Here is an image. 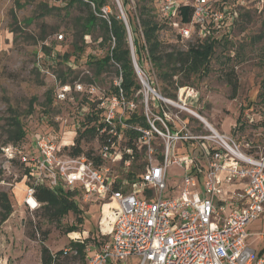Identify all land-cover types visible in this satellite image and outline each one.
Masks as SVG:
<instances>
[{
  "label": "built area",
  "instance_id": "obj_1",
  "mask_svg": "<svg viewBox=\"0 0 264 264\" xmlns=\"http://www.w3.org/2000/svg\"><path fill=\"white\" fill-rule=\"evenodd\" d=\"M116 2L121 13L118 16L128 30L119 0ZM216 3L217 0H160L158 8L161 18L174 26L181 38L193 33L204 38L210 25L220 24L228 14L227 3ZM181 4L193 9L187 23L178 17ZM57 37L62 39L63 35ZM46 57L54 58L52 54ZM140 71L139 68L138 77L145 88L143 97L142 89L130 97L126 95L120 85L121 73L112 90L89 83L85 86L79 80L61 81L51 75L53 102L72 105L75 136L77 129L85 128L93 117L104 127L98 130L97 146L90 150V156L63 151L60 135L52 130L34 137L36 154H12L11 158L16 156L27 170L24 202L30 208L38 205L35 185L77 190L84 202L115 201L108 237L82 264H120L132 255L140 257L138 264H264V254L246 242L253 234L246 229L247 224L264 213V156L249 151L254 146L251 141H240L206 121L194 132L184 120L178 121L177 128L168 125V119L153 113L152 108L163 110L160 101L166 105L172 103L171 99L153 87L152 90ZM137 109L146 117L147 127L131 126L125 121ZM60 120L68 122L67 118ZM130 127L137 131L134 145L143 152L144 160L140 177L132 182L121 174L127 173L133 159L132 148L126 144V128ZM177 142L195 145L200 160L171 157ZM169 164L184 170L183 185L175 194L163 196ZM258 237L263 238L264 232Z\"/></svg>",
  "mask_w": 264,
  "mask_h": 264
},
{
  "label": "rangeland",
  "instance_id": "obj_2",
  "mask_svg": "<svg viewBox=\"0 0 264 264\" xmlns=\"http://www.w3.org/2000/svg\"><path fill=\"white\" fill-rule=\"evenodd\" d=\"M68 1L0 0V193L6 192L12 205L11 214L0 224V264H41L43 245L54 253L70 246L71 241L78 236V231L67 232L71 224H76L72 212L56 221L47 216L48 213H45L40 203L30 208L24 202L28 178L16 156L12 157L16 161H10L14 153L17 156L36 154L34 137L46 131L52 130L59 134L62 145L73 141V108L66 102H53L54 81L51 75L57 77V70H65L70 63L69 67L74 72L68 81L79 80L85 86L93 84L112 90L119 78L114 67H105L96 72L95 67L88 62L91 56H103L107 48V44L102 45L98 24L92 28L91 33L83 36V51L75 50L74 43L80 45L77 35L79 23L87 16V9L78 4L68 5ZM151 1L157 20L163 21L158 8L160 0ZM223 1L227 7H231L232 17L228 13L220 24L210 25L206 37L199 38L201 42L205 39L214 47L207 67L199 76H192L188 85L177 87L175 97L163 96L159 89L156 90L161 96L171 99L172 103L165 105L160 101L165 114L162 109L152 108V112L160 115L158 111H161L163 118L169 121L167 124L173 128H177L179 120H184L192 132L199 127L203 128L202 121H206L240 141H251L254 146L249 151L264 156V0H217L216 5L219 6ZM112 3L121 16L116 0H109L108 5L103 7V14L113 11ZM119 3L127 24L130 18L140 35L135 0H129L125 8L122 7V0ZM128 30L130 41L129 24ZM59 34L63 35L62 39L57 37ZM196 35L193 33L189 38H181L178 30L170 25L159 36L169 45L176 44L186 49L188 44L195 41ZM43 45L49 47L47 53L42 49ZM63 53H68L69 60L64 58ZM51 54L53 59L46 57ZM143 74L144 78L154 84L160 81L149 63L145 64ZM137 79L140 81L138 75ZM173 79L178 81L179 76ZM233 82H236L235 94H232L230 85ZM141 86L143 97L145 88ZM149 95L152 96L151 93ZM135 97L140 103V94L137 93ZM15 118L20 120L26 134L13 145L11 137L15 127L12 121ZM60 118H67L68 122L63 123ZM82 141L83 148L89 151L98 142L96 136L91 135ZM7 142L11 144L5 147ZM176 144L177 150L171 157L192 156L200 160L199 149L195 145ZM62 149L67 152L65 148ZM128 169L137 170L132 164ZM184 174L179 165L169 164L167 187L163 196L175 194L181 189ZM197 185L202 193V187ZM73 198L79 206L82 205L78 194L73 195ZM84 209H87L85 205ZM88 209L84 210L83 223H77V230L83 229L92 235L104 212L95 206ZM89 226L93 230L90 231ZM246 229L253 233L246 239L247 244L256 251L263 248L261 252L264 254V237H258V233L264 232V213L259 219L247 224ZM101 232H95L96 241H100L104 235ZM81 237L86 243L84 256L88 258L91 254L89 250H94L96 244L89 245L87 250L86 245L95 240L89 236L83 238L82 234ZM85 258L81 261L79 257L66 256L60 258V263L82 264ZM139 260V256L132 255L120 264H138Z\"/></svg>",
  "mask_w": 264,
  "mask_h": 264
},
{
  "label": "trees",
  "instance_id": "obj_3",
  "mask_svg": "<svg viewBox=\"0 0 264 264\" xmlns=\"http://www.w3.org/2000/svg\"><path fill=\"white\" fill-rule=\"evenodd\" d=\"M128 1L129 0H122L123 8H125ZM108 2L109 0L68 1V5L78 4L87 9V16L81 24L79 23L80 29L77 32L80 45L74 43V48L75 50L83 51V36L91 33L92 28L98 24L101 29L102 45L107 44V48L103 56H91L92 58H89L88 62L95 67L96 72H100L105 67H114L117 74L121 73L122 80L120 85L124 89L126 95L130 97L136 91L141 89L142 86L137 79V73L133 66L126 25L118 16L117 9H115L113 3L111 4L113 11L108 13L107 17L103 16L102 8L107 6ZM135 8L139 19L141 36L137 33L138 28L133 26L130 18H128L135 61L142 72H145V64L149 63L151 69L158 76L160 80L159 83L154 84L151 81H148L150 86L155 90L159 89L160 94L163 96L175 97L177 87L188 85L190 83L189 79L192 76H199L200 73L205 70L209 59L213 54V44L206 42L205 39L203 40L204 42H201L202 40L197 37L194 42L187 45L186 49H181L176 44L169 45L159 35L162 30L166 29L168 26L170 27V24L165 19H163V21L157 20L155 13H153L155 7L152 5V1L135 0ZM192 11L193 9L191 5L181 4L178 7V17L182 23L189 22ZM228 13L229 17H231L232 10L230 8L228 9ZM140 37L142 39H140ZM42 49L46 53L49 51V47H46L45 45L42 46ZM63 54L64 58L69 60L70 57L68 53ZM57 71V77L61 81L70 80V78L73 77L74 70L69 66H66L65 70L59 68ZM176 75L179 76L178 81L173 79ZM230 85L232 86V94H235L236 82L230 83ZM30 108H32V104H30ZM158 113L162 116L161 111H158ZM238 120L239 117L237 118V122ZM125 121L131 126H148L146 117L139 110L133 112L127 119H125ZM88 123L89 125H85V128L80 127L77 129V135L74 136L71 144H60L61 149L65 148L68 153L73 155L85 153L90 156V151L84 150L82 140L88 135L96 136L98 130L104 127V124L97 121V117L89 119ZM12 124L15 127V131L11 137V143L14 145L18 140L22 139L26 133L20 120L17 118L13 119ZM84 124H86V122L82 125ZM47 129L50 130V128ZM126 133L129 136L126 144L132 148L133 154L131 164L136 167L137 170H128L127 173H120L123 174V176L125 175L126 178L132 182L140 177V173L144 168V160L143 152L137 151L134 145L133 138L137 137V131L130 127L126 128ZM11 143H5V147L9 146ZM160 147L161 144L158 145V149ZM10 161L13 163L16 161V158H11ZM20 164L22 163L20 162ZM22 167L24 168V166ZM26 173L27 170L24 168V174ZM77 194V190L64 189L61 185L54 187H48L45 185L34 186V197L38 204L40 203L42 205V209H44L45 213H48V217L58 221L68 212L75 214L76 224H71L67 229V232L77 230V223L82 222V217L80 216L81 208L73 198V195ZM0 208L1 224V222L6 220L12 212V205L6 192L0 193ZM92 239L95 240V238ZM66 249L70 250L68 251ZM84 249L85 243L76 240L71 241L70 246L67 248L59 249L54 253H51L48 248L43 245L41 248V264H61L60 258H65L66 256L79 257L82 261L83 258H85ZM73 251H76V254H74ZM261 251L257 252L261 253Z\"/></svg>",
  "mask_w": 264,
  "mask_h": 264
},
{
  "label": "crops",
  "instance_id": "obj_4",
  "mask_svg": "<svg viewBox=\"0 0 264 264\" xmlns=\"http://www.w3.org/2000/svg\"><path fill=\"white\" fill-rule=\"evenodd\" d=\"M79 196H80V201L82 203V205H80L79 207L81 208V212H80V216L82 217V222H79V224H82L83 223V220H84V210H89L88 208H90L91 206H95L96 208H99L100 211L104 212L103 216L100 217V221H99V225L98 227H96V229L94 228V230L92 228H90L89 226V229L90 231L93 230L92 232V235H89V231H85L83 229H81L80 231L79 230H75L73 232H77L78 233V236L76 237V241H79V242H83L82 240V237H81V234L83 235V238H96V233H104V235H102L100 241H93L91 243H87L86 245V249L89 245L95 243L96 244V248H99L101 243L103 242V240H105L108 235H109V231H110V228H111V224H112V221H113V209H115L116 207V203L114 200H111V199H105V200H97V199H92L90 201H87V202H84L82 199H81V193L79 191H77ZM90 202V203H89ZM88 203V204H86ZM84 205L86 206L87 209H84ZM106 206V207H105ZM111 208H112V211H111ZM101 226V228H100ZM96 232V233H95ZM86 244V243H85ZM93 250L89 251L90 253L92 252Z\"/></svg>",
  "mask_w": 264,
  "mask_h": 264
},
{
  "label": "water",
  "instance_id": "obj_5",
  "mask_svg": "<svg viewBox=\"0 0 264 264\" xmlns=\"http://www.w3.org/2000/svg\"><path fill=\"white\" fill-rule=\"evenodd\" d=\"M128 31V30H127ZM128 35H129V32H128ZM130 44V42H129ZM131 49V48H130ZM131 54H132V61H133V66H134V69L137 73V75H139V67L137 65V62L135 61V57H134V54H133V51L131 50ZM152 90H154L150 85H148Z\"/></svg>",
  "mask_w": 264,
  "mask_h": 264
},
{
  "label": "bare ground",
  "instance_id": "obj_6",
  "mask_svg": "<svg viewBox=\"0 0 264 264\" xmlns=\"http://www.w3.org/2000/svg\"><path fill=\"white\" fill-rule=\"evenodd\" d=\"M140 74H141V71H140Z\"/></svg>",
  "mask_w": 264,
  "mask_h": 264
}]
</instances>
